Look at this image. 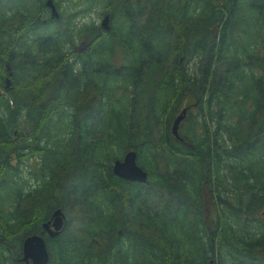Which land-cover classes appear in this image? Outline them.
Instances as JSON below:
<instances>
[{"label":"trees","instance_id":"obj_1","mask_svg":"<svg viewBox=\"0 0 264 264\" xmlns=\"http://www.w3.org/2000/svg\"><path fill=\"white\" fill-rule=\"evenodd\" d=\"M45 1L0 0V191L10 158L38 157L12 211L0 198V264H22L23 239L67 202L83 216L42 235L47 264H264V0H51L107 14L79 52ZM185 101L199 118L179 142ZM129 150L146 184L111 174Z\"/></svg>","mask_w":264,"mask_h":264},{"label":"rangeland","instance_id":"obj_2","mask_svg":"<svg viewBox=\"0 0 264 264\" xmlns=\"http://www.w3.org/2000/svg\"><path fill=\"white\" fill-rule=\"evenodd\" d=\"M36 1L37 0H35V2L32 3V1L28 0V8L30 11L36 7V5H37ZM56 4H57V2H56ZM102 8L103 7L101 5H97V6L92 7L90 10H86V7L84 6V7H82V9L77 8V9L71 10V14H69V12L65 11L64 3L62 5L59 3L57 7L55 6V10L57 11L58 15L61 17L62 21L67 19V24H66L67 29L69 31L73 32V37H72L73 51H75V52L83 51L88 46L89 41H88L87 36L85 35L86 28L95 27L96 33L98 35L103 32V30H100V28H99V22H100L102 16L104 15V13H101ZM75 13H76V15H75ZM46 14L48 15L47 11L43 12V15H46ZM72 15H75V16L72 17ZM50 27L52 29V27H55V25H50L49 28ZM119 58L122 59V56L120 55ZM181 66H183V63H181ZM128 91H130V90L128 89ZM0 94H3L4 97L6 96V94H4L1 91V89H0ZM191 103L192 102L185 101V104H182L181 108L185 107V105H189ZM198 116L199 115H198L197 109L192 110L191 113L189 114V116L178 126V133L180 135L186 134L187 128H188V131L191 132L195 126H194V124L190 125V122L194 123V121L199 118ZM91 123H93V122H91ZM27 133L28 132L23 130V137L22 138H25ZM67 133H66V135H67ZM22 138H21V136H16V135L11 136V141H12L11 143L14 146V148L21 149V146L23 143V142H21ZM27 143H29V141H27ZM20 153L23 156H26V158L21 159L19 161H16L15 159L10 158V160H9L10 166H16V167L18 165L19 166H18L16 172H13V173L11 172L12 175L10 176L9 179H11L12 182H8L4 186L5 188H4L3 192L0 191V198L3 200L6 199L7 204H10V203L12 204V206H8V205L4 206L5 211H12L13 210L14 197H13V195L9 194L11 191L16 190L17 187H18V189L20 187H22V192H26V191H28V187L31 189V187H34L36 185L35 182L31 178V172H32V170H34L32 163H34V161H35L34 159H36L38 157H37V155H31L30 157L27 156L28 152L26 150H24ZM122 156H123V154H121L117 160H120ZM138 167H140L142 169L141 166L138 165ZM142 171H144V170H142ZM146 172L147 171L145 170V173ZM146 174L148 175V173H146ZM2 176H4V178H5V175H2ZM117 179H119V178H117ZM195 179H196V176H195ZM120 180H122V179H120ZM122 181H124V180H122ZM211 181H213V179H211ZM2 183L5 184V181H2ZM130 183H134V182H130ZM200 185H201L203 190H205V188H207V184H204L205 188L202 186V183ZM68 186L69 185L65 186L66 191H68L67 190ZM147 187L149 188V186H147ZM152 191H154V190H152ZM10 196H12V197H10ZM151 199H152V202H154V203L156 202L157 204H160V203L165 202V201H168L167 203L173 202V200L169 201L168 195H165V194L162 195L161 192L155 193ZM68 201H70V199ZM203 201H206V204L204 205L205 210H204L203 214H206V217L208 215V219L212 220L213 219V211L216 208L213 205H211V202L208 200V198L204 199ZM226 201L229 202V203L226 202V207H231L230 205H232V203L230 202L229 197H227ZM172 205H173V203L171 204V207H172ZM175 205H176V201H175ZM227 205H229V206H227ZM263 206L264 205L261 206L260 210H262ZM82 214L83 213L80 212V209H77V210L74 209L73 205H71V202H67L66 208L63 212V216L65 219L64 228L65 229L71 228L72 225L74 227L77 226L79 224V221H81V218L83 216ZM209 230H210V232H212L213 228L211 227V228H209ZM217 233H218V231H215V235ZM206 234H207V232L205 233V235ZM204 241H202V242L204 243ZM210 241L212 242L211 246H213V244L215 242V236ZM204 246H206L205 249H207L208 247H211L209 245H204ZM211 249L214 250L213 247ZM8 256H6V259L8 258ZM8 262H10V261H8Z\"/></svg>","mask_w":264,"mask_h":264},{"label":"water","instance_id":"obj_3","mask_svg":"<svg viewBox=\"0 0 264 264\" xmlns=\"http://www.w3.org/2000/svg\"><path fill=\"white\" fill-rule=\"evenodd\" d=\"M44 7L48 9V18L50 20H56L58 18L51 0H46L44 2ZM99 28L105 32L109 30L107 14L102 17ZM8 83V80L5 79V86H8ZM186 110L187 108L181 109L170 125V134L179 142H182V140L177 136V129L180 122L185 117ZM111 174L126 182H134L142 185L147 182L146 173L136 165L135 153L132 150L126 151L121 160L113 161L111 165ZM261 215L264 217V206L261 210ZM64 225L65 219L62 212L60 209H55L50 214L49 219L41 224L42 231L40 233L29 235L23 239L18 261L22 264H47L48 252L42 235L44 234L46 237L52 239L61 233ZM208 264H212V261H209Z\"/></svg>","mask_w":264,"mask_h":264},{"label":"bare ground","instance_id":"obj_4","mask_svg":"<svg viewBox=\"0 0 264 264\" xmlns=\"http://www.w3.org/2000/svg\"><path fill=\"white\" fill-rule=\"evenodd\" d=\"M194 105L191 103V104H189V105H185V107H182V108H180V110L178 111V113L181 111V109H183V108H187V110H186V112H185V117H184V119L180 122V124L186 119V117H187V112H189V111H191L192 110V107H193ZM177 113V114H178ZM176 114V115H177ZM175 115V116H176ZM179 124V125H180ZM177 136L179 137V135H178V129H177ZM180 138V137H179Z\"/></svg>","mask_w":264,"mask_h":264},{"label":"flooded vegetation","instance_id":"obj_5","mask_svg":"<svg viewBox=\"0 0 264 264\" xmlns=\"http://www.w3.org/2000/svg\"><path fill=\"white\" fill-rule=\"evenodd\" d=\"M104 16V15H103ZM101 20H102V18H101ZM101 20H100V22H101ZM100 22H99V25H100Z\"/></svg>","mask_w":264,"mask_h":264}]
</instances>
